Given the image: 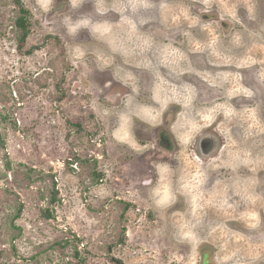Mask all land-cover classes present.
Returning <instances> with one entry per match:
<instances>
[{
	"label": "rangeland",
	"instance_id": "1",
	"mask_svg": "<svg viewBox=\"0 0 264 264\" xmlns=\"http://www.w3.org/2000/svg\"><path fill=\"white\" fill-rule=\"evenodd\" d=\"M226 2L232 6L224 7L222 16L226 13L234 18L239 5L252 10L250 0ZM30 4L31 0H0V264H217L220 241L227 233L236 237L230 243L243 246L247 239L248 251L264 258V228L240 238L243 231L261 224L258 212H264V186L257 191L255 179L245 181L237 176L223 195L216 196L219 210L199 208L193 199L192 213L200 221L196 227L202 241L194 239L191 231L182 240L172 223L176 215L169 217L165 210L149 207L145 189L133 179L151 173V161L159 157L156 145L140 156L122 155L113 148L105 135L107 122L88 107L93 86L79 67L68 63L61 39L49 35L48 21L36 15ZM179 4L180 0H172L171 6L161 10L166 31H176L189 22ZM98 6L103 10V0H98ZM198 7L193 5L194 13ZM56 8L67 10L66 0H56ZM91 9L88 3L81 11ZM258 10L264 20V0H258ZM239 15L247 23L243 7ZM215 18V9L201 17L204 21ZM228 27L226 23L208 26L206 36L197 33L205 43L192 45L189 37L190 47L197 52L214 49L218 32ZM79 40L90 37L81 32ZM149 43H153L151 38ZM170 43L164 46L159 38L155 41L165 63L169 57L177 59ZM255 55L264 58V49ZM254 62L252 55L240 61L244 67ZM205 78L210 79L206 74ZM92 79L102 88L111 82L106 94L121 89L109 72H96ZM231 95H251L238 76L233 77ZM221 107L226 116H232L230 107ZM178 110L172 106L169 111ZM239 115L250 122L249 128H261L255 111ZM215 128L206 131L222 144L220 132L225 126ZM135 133L142 144L155 138L159 149L176 150L163 127L149 129L137 121ZM120 137L128 140L126 129ZM218 155L215 151L208 157ZM260 176L264 178V172ZM95 185H106L109 195L97 198L92 192ZM182 207L178 203L171 211ZM214 226L218 236L210 234ZM248 262L249 257L241 252L237 264Z\"/></svg>",
	"mask_w": 264,
	"mask_h": 264
},
{
	"label": "clouds",
	"instance_id": "2",
	"mask_svg": "<svg viewBox=\"0 0 264 264\" xmlns=\"http://www.w3.org/2000/svg\"><path fill=\"white\" fill-rule=\"evenodd\" d=\"M88 3L92 9L81 11ZM103 3V10L98 0H66L65 11L56 8V0H31L30 6L36 15L48 21L49 35L61 39L68 63L79 67L86 82L93 86L88 107L98 119L107 122L105 135L113 148L122 155L140 156L156 145L159 157L151 161V173L133 179L145 189L149 207L165 210L169 217L175 214L174 231L182 240L191 231L194 239L202 241L196 227L200 221L192 213L194 198L199 208L219 210L216 196L223 195L237 176L245 181L255 179L257 191L264 186V178L260 176L264 172V131L261 130L264 129V58L255 55L264 49V20L260 18L258 0H250L251 11L243 5L237 6L234 18L226 13L221 15L224 7L232 6L226 0H180L179 10L187 13L189 22L176 31H166L161 23V10L171 6L172 0H138L135 4L131 0H103ZM193 5H199L195 13ZM241 7L246 10L247 23L239 15ZM214 9L215 19H201ZM112 15L118 19L113 20ZM225 23L230 27L218 32L214 49L197 52L194 46L190 47L189 37L192 45L204 44L197 33L206 36L208 26ZM85 31L90 40L80 41L79 36ZM149 38L153 43H149ZM157 38L164 46L171 42L170 49L176 52L177 59L169 57L164 62L156 50ZM249 55L255 62L244 67L240 61ZM96 72H109L121 89L106 94L111 82L100 87L92 79ZM236 76L251 95H231ZM172 106L179 110L170 112ZM221 106L230 107L232 116H226ZM245 110L256 112L260 129L249 128L250 122L240 118L239 114ZM137 121L149 129L165 128L176 150L162 152L155 138L142 144L135 133ZM221 124L225 126V131L220 132L223 143L213 148L220 155L208 158L198 155L196 147L200 140L211 137L216 141V136L206 129L216 125L214 131H218ZM124 129L128 140L120 137ZM211 160L220 163L213 164ZM172 161L176 162L175 166ZM92 192L101 199L109 195L106 185H95ZM178 203L183 204L182 209L171 211ZM258 215L262 217L261 224L243 231L241 239L264 228V212ZM239 231L231 229L233 233ZM210 234L218 236L217 227ZM234 239L235 236L227 233L220 241L217 264H237L241 252L249 257L248 264H264L259 252L248 251L247 239L243 246L230 243Z\"/></svg>",
	"mask_w": 264,
	"mask_h": 264
},
{
	"label": "flooded vegetation",
	"instance_id": "3",
	"mask_svg": "<svg viewBox=\"0 0 264 264\" xmlns=\"http://www.w3.org/2000/svg\"><path fill=\"white\" fill-rule=\"evenodd\" d=\"M21 6H22V9H25L22 4H21ZM116 87H119V86H116ZM208 138H211V137H208ZM159 139L161 141L163 138L161 137ZM160 141H159V144H158L159 147H160ZM208 147H209V142L206 143V142L200 140L199 143H198V145H197V147H196L197 148L198 155H201L202 156L203 154H206L207 151H208ZM163 151H165V150H163Z\"/></svg>",
	"mask_w": 264,
	"mask_h": 264
},
{
	"label": "water",
	"instance_id": "4",
	"mask_svg": "<svg viewBox=\"0 0 264 264\" xmlns=\"http://www.w3.org/2000/svg\"><path fill=\"white\" fill-rule=\"evenodd\" d=\"M202 141H204L206 143L209 142L208 151L206 154H203V156H206V157L211 156L215 152V151H213V148H214L215 144H217V141H214L211 138H204V139H202Z\"/></svg>",
	"mask_w": 264,
	"mask_h": 264
},
{
	"label": "trees",
	"instance_id": "5",
	"mask_svg": "<svg viewBox=\"0 0 264 264\" xmlns=\"http://www.w3.org/2000/svg\"><path fill=\"white\" fill-rule=\"evenodd\" d=\"M19 25H20L21 28H25L24 27V23H22V21H19Z\"/></svg>",
	"mask_w": 264,
	"mask_h": 264
}]
</instances>
